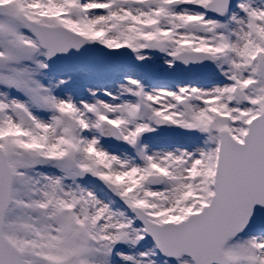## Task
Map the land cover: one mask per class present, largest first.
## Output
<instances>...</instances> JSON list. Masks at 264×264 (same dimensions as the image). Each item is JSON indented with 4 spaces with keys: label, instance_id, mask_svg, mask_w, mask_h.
<instances>
[{
    "label": "snow or ice",
    "instance_id": "1",
    "mask_svg": "<svg viewBox=\"0 0 264 264\" xmlns=\"http://www.w3.org/2000/svg\"><path fill=\"white\" fill-rule=\"evenodd\" d=\"M0 264H264V0H0Z\"/></svg>",
    "mask_w": 264,
    "mask_h": 264
}]
</instances>
